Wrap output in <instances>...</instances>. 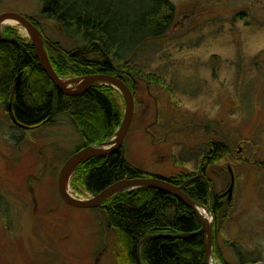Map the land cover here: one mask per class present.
<instances>
[{
  "label": "rangeland",
  "instance_id": "rangeland-1",
  "mask_svg": "<svg viewBox=\"0 0 264 264\" xmlns=\"http://www.w3.org/2000/svg\"><path fill=\"white\" fill-rule=\"evenodd\" d=\"M168 1L172 14L165 32L130 57L134 66L161 76L164 85L136 81L122 144L125 158L149 176L168 177L197 172L206 146L223 144L226 153L207 167L224 202L211 263L221 264V258L231 264L264 262V0ZM115 3L129 11L138 7L137 0ZM41 5L0 0V13L34 19L44 39L65 48L80 44L43 16ZM6 26L29 40L18 24H3L0 33ZM58 76L75 88L84 75ZM115 98L123 112V95L117 91ZM10 135L23 138L14 142ZM81 143L65 113L33 129L14 128L0 104V215L8 212L16 221L10 238L0 223V264H127L117 259L115 234L101 210L67 205L58 197V171ZM39 153L52 162V175L41 170L48 162ZM67 189L77 198L90 197L74 191L70 180ZM49 201L53 207L44 214ZM205 211L214 224L209 207ZM46 246L54 250H38Z\"/></svg>",
  "mask_w": 264,
  "mask_h": 264
},
{
  "label": "trees",
  "instance_id": "trees-1",
  "mask_svg": "<svg viewBox=\"0 0 264 264\" xmlns=\"http://www.w3.org/2000/svg\"><path fill=\"white\" fill-rule=\"evenodd\" d=\"M39 1L41 14L54 21L67 37L80 43L65 48L45 36L49 42L46 45L50 50L49 61L58 75H116L133 94L138 80L164 85L161 76L134 66L130 57L165 32L172 14L168 0H137L136 12L134 8V11L119 9L116 0ZM143 3L146 5L141 7ZM28 18L42 33L38 23ZM115 93L116 89L105 84L93 85L78 95L58 91L39 65L30 41L21 38L12 27L6 26L1 31L0 104L5 110L10 106L11 115L28 128L47 124L57 113H65L82 141L76 149L100 144L114 135L122 119L121 103ZM225 150L223 144L211 141L202 152L206 165L218 162ZM147 176L125 158L121 146L108 155L79 162L71 176L70 187L94 195L124 177ZM165 180L174 185L182 184L190 198L209 205L214 215V233L224 202L221 194L212 188L211 180L184 171ZM98 207L114 231L118 260L138 264L137 245L143 237L155 234L157 236L139 245L142 264H204L203 234H193L200 223L193 210L173 194L152 187H137L116 193ZM216 256L220 258L219 253ZM220 262L231 264L222 258ZM240 264H244L243 260Z\"/></svg>",
  "mask_w": 264,
  "mask_h": 264
},
{
  "label": "water",
  "instance_id": "water-1",
  "mask_svg": "<svg viewBox=\"0 0 264 264\" xmlns=\"http://www.w3.org/2000/svg\"><path fill=\"white\" fill-rule=\"evenodd\" d=\"M8 17L13 18L19 23V25L25 28V32L33 47L35 57L39 65L46 73V75L51 79L55 88L58 91L67 95H78L95 84H105L115 88L123 95L124 98V109L122 119L119 126L115 130V133L112 138L113 140L110 143L104 141L100 144L85 145L80 148H77L70 155H68L62 163L57 174V191L61 199L68 205L74 207L94 208L98 207L100 204H102V202H104L114 194L118 193L119 191L130 190L137 187H152L159 189L163 192L173 194L178 200H180L189 208H191L195 213L200 223V228L193 234H203V261L204 264H212V219H207L197 210L198 206L207 210L209 205L199 204L198 202L190 198L182 189V184L174 185L165 180V177L154 175L147 177H124L120 180L114 181L113 183L109 184L108 186L88 198H77L68 191L67 186H69L71 174L79 162L94 156L108 155L110 153L115 152L122 146L133 114V93L130 88L125 84V82H123V80H121L118 76L107 73H93L81 76L77 80V86L75 88H70L69 86H67L65 80L59 77L58 74L52 68L47 58L44 47V44L48 45L49 42L42 37L41 31L31 22V20L27 16L13 11H5L0 13V22L4 18ZM8 110L11 115L10 106H8ZM12 119L14 120L13 117ZM227 191L230 193L231 184L228 187ZM155 236L157 235L150 234L140 240L139 244L136 247V258L138 264H142L139 258L140 243H142L147 238ZM176 236H183V234H177ZM251 264H264V262H255Z\"/></svg>",
  "mask_w": 264,
  "mask_h": 264
},
{
  "label": "flooded vegetation",
  "instance_id": "flooded-vegetation-1",
  "mask_svg": "<svg viewBox=\"0 0 264 264\" xmlns=\"http://www.w3.org/2000/svg\"><path fill=\"white\" fill-rule=\"evenodd\" d=\"M6 113L8 114V116H9V120H10V122H11V126L12 127H14V128H28V126L27 125H24V124H22V123H20V122H18V121H16V119L13 117V116H10L9 115V110L7 109L6 110ZM12 117L14 118V120L12 119ZM35 126H32V128H34ZM10 138H11V140L13 139L14 140V142H18L19 140H20V138H23L21 135H10ZM203 154L204 153H202L201 154V156L199 157V163H198V171L197 172H195L196 173V175H199V176H203V177H205V178H209L210 179V177L208 176V174H207V167H208V165H206V163H205V160H204V157H202L203 156ZM39 155L42 157V159H46L43 155H41L40 153H39ZM10 158H14V157H12V156H10ZM47 160V159H46ZM47 162H48V164H47V169H46V167L45 166H42L41 167V170L43 171V173L44 174H48L49 176L50 175H52V170H53V168H54V166H53V164H52V162L50 161V160H47ZM33 179V178H32ZM31 179V180H32ZM228 189V188H227ZM227 189L225 190V192L224 193H227V195H228V191H227ZM57 194H58V191H57ZM0 197L1 198H4L3 197V194H0ZM58 197H59V199H60V201L62 202V203H64V204H67V203H65L62 199H61V197L59 196V194H58ZM53 199V197L51 196V199L50 200H52ZM1 201H2V199H1ZM53 201V200H52ZM46 205L47 206H45L44 207V209H46V211L47 212H43V211H39V212H43L44 214H49V212L51 211V207H53V205L51 204V201H49V202H47L46 203ZM68 205V204H67ZM33 206V205H32ZM6 207V206H5ZM94 208H99V207H94ZM36 211H38V210H36ZM16 221L14 220V218H12V216L11 215H9V213L7 212L6 214H2V215H0V223H1V227H2V230H3V232L5 233V235H7L8 236V238H10V237H12V236H9L10 234H8V230L11 228V223H15ZM17 223H18V221H17ZM38 250H54L51 246H46V247H41V249L39 248ZM48 255H50L49 253H47Z\"/></svg>",
  "mask_w": 264,
  "mask_h": 264
},
{
  "label": "bare ground",
  "instance_id": "bare-ground-1",
  "mask_svg": "<svg viewBox=\"0 0 264 264\" xmlns=\"http://www.w3.org/2000/svg\"><path fill=\"white\" fill-rule=\"evenodd\" d=\"M3 24H8V25H19V23L17 21H15L13 18H4L1 22H0V28L2 27ZM23 30L25 31V28L22 27ZM66 82V81H65ZM77 86V84L75 85ZM197 210L203 215L205 216L207 219H210L209 215L206 213L205 209H203L202 207L198 206Z\"/></svg>",
  "mask_w": 264,
  "mask_h": 264
},
{
  "label": "built area",
  "instance_id": "built-area-1",
  "mask_svg": "<svg viewBox=\"0 0 264 264\" xmlns=\"http://www.w3.org/2000/svg\"><path fill=\"white\" fill-rule=\"evenodd\" d=\"M83 198V197H82Z\"/></svg>",
  "mask_w": 264,
  "mask_h": 264
}]
</instances>
